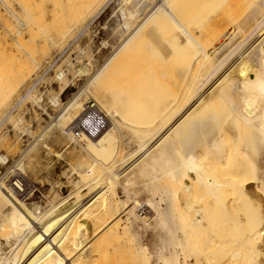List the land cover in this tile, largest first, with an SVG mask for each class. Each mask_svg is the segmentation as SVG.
<instances>
[{
  "label": "bare ground",
  "instance_id": "obj_1",
  "mask_svg": "<svg viewBox=\"0 0 264 264\" xmlns=\"http://www.w3.org/2000/svg\"><path fill=\"white\" fill-rule=\"evenodd\" d=\"M71 1L75 7L71 2L69 6L67 0L64 4L78 12L75 27L89 15L93 19L112 5V24L116 40L119 36L120 42L115 48L112 45L114 49L110 45L113 49L110 57L92 74L94 76L80 63L74 75L90 81H86V88L73 94L55 123L66 138L75 141L71 126L81 115L94 111L95 117L85 121L92 131L98 133L94 128L102 125L105 135L118 132L123 137V132L131 129L127 133H138L137 140L131 148L122 150L125 153L120 151L110 160L108 166L114 167L112 170L105 169L94 159L86 168L81 166L83 162L79 164L74 169L79 177L74 190L57 204L43 208L27 207L29 202L25 201L32 197L28 192L30 187L24 180V167H15L6 187L0 183V199L7 191L13 201L0 222V231L6 233L5 246L0 243V264H6L7 258L22 246H31L34 229L28 224L29 216L43 213L47 219H53L57 223L51 224V229L61 226L67 239L69 232L75 231L76 222H83L82 216L92 204L106 205L107 198L116 195L113 183L120 184L125 178H131L136 169L144 172L147 166L154 169L160 165L165 168L162 174L167 173L169 179L184 177L182 170L193 165H209L215 170L225 167L230 172L221 173L219 179L226 183L231 181L234 186L240 177L237 195L256 200L262 208L258 224L252 225L254 218L247 216L249 226L244 232L241 258L247 264H264V0H80L79 4ZM56 3L59 10L61 6ZM64 74L61 72L55 78L60 81ZM140 100L149 103H139ZM18 101L4 116L0 127L16 110ZM50 102L58 106L59 100L50 97ZM103 105L107 107L108 116L103 113ZM193 136L199 154L190 156L182 151ZM80 148L85 156L91 157L90 148ZM0 161L4 165L8 163L3 155ZM219 179H213L215 198L223 193ZM120 190L133 206L130 210L123 201L117 203V197L113 199L117 226L121 219L120 208H126L123 228L127 232H134L138 237L140 223L158 235L155 264H189L187 259L192 251L185 242V235L180 236L187 225L177 205L171 202L165 205L166 198L164 205L162 199L139 203L129 191ZM229 191V188L225 191L227 196ZM78 193L81 196L75 199ZM198 217L193 218L197 221ZM205 217L212 231L217 229L220 234L227 228H235L242 233L241 219L230 206ZM87 221L85 219V223ZM77 237L78 248L86 249L89 237L83 239L81 232ZM44 246L47 251L43 249L42 258L49 252V246ZM135 247L143 264H151L148 250L140 244ZM78 248H70L72 256ZM193 255L200 264L199 258Z\"/></svg>",
  "mask_w": 264,
  "mask_h": 264
},
{
  "label": "rangeland",
  "instance_id": "obj_2",
  "mask_svg": "<svg viewBox=\"0 0 264 264\" xmlns=\"http://www.w3.org/2000/svg\"><path fill=\"white\" fill-rule=\"evenodd\" d=\"M56 1L61 6L59 10ZM65 1L0 0V122H3L4 116L8 115V111L18 100V104L20 103L0 127V156H6L8 161L6 165L0 161V183L6 187L11 175L14 174L15 167L22 165L24 180L30 187L28 192L32 194V197L25 201L26 204L29 202L27 204V207L31 206L28 207L29 209L57 204V201L72 192L79 181L74 169L82 162L81 166L86 168L94 159L105 169L112 170L114 167L108 166L112 158L120 151L125 153L137 140L138 133L134 131L135 134L127 133L132 131L131 129L128 131L126 129L123 137L118 132L105 135L103 129L98 133L92 131L93 129L88 127L85 121L92 116L95 117L94 111L81 115L76 124L71 126V132L79 143L76 139L72 141L66 138L64 132L60 131L61 128L59 129L58 124L55 123L57 122L55 119L73 94L88 85L86 81L89 78L74 75L80 63L87 66L91 76H94L92 74L99 70L120 42L118 35L116 40V30L112 24L114 15L112 5L106 6L93 19L89 15L75 27L77 22L74 20L78 19L76 14L78 12L74 11V1L67 0L69 6L70 2H73L72 10L68 5L66 6L67 3L64 4ZM76 1L80 3V0ZM62 6H66L65 9ZM76 8L78 9V6ZM68 17L72 18L73 22H70ZM33 19L36 21L32 22ZM61 31L63 34L60 33ZM55 32L58 37L55 36ZM110 45L114 48L112 46L111 49ZM61 72L65 73L66 79L64 76L59 81L55 77ZM50 97L58 98V106L50 102ZM82 99L84 100L85 97ZM138 102L149 103L148 100ZM102 110L108 116L107 107L103 105ZM80 146L85 149L90 148L92 158L85 156ZM182 152L190 156L199 154V150L194 145V136L190 138L187 148ZM95 168L99 169V166ZM151 168L147 166L144 172L143 169H136L135 175L130 176L131 178H125L120 184L113 183L112 187L116 195L108 197L106 205L92 204L82 216L83 222H80L82 220L76 222L75 231L69 232L67 239L63 235L61 226L56 225L53 230L51 229L50 226L57 223L53 219H47L43 213L33 214L34 217L29 216L28 224L34 229L30 236L31 246L24 245L19 248L7 258L6 264H143L140 255H137L138 246L135 247V244L145 247L151 255V264H155L158 235L146 230L144 224L140 223H138V237H135L134 232H127L123 228L126 208H120L121 219L117 226L114 204L124 202L125 207L130 210L133 206L131 200L122 194L121 188L134 195L139 203L147 199L160 202L162 199L161 203L164 205L166 198L165 205L170 202L177 205V209L182 212L183 222H186L185 226L187 225L182 233L180 232V236L185 235V242L192 251V255L187 259L189 264H197L193 253L199 258L200 264H247L241 258L244 232L249 226L248 218H254L252 225L258 224L259 210L262 208L258 206L256 200L237 195L236 190L241 185L238 181L240 177L236 179L234 186L229 179H227L229 183L219 179L221 173L225 174L229 171L223 166L215 170L209 165L202 167L193 165L187 170H182L184 177L176 176L171 179L168 178L167 173L166 176L162 174L165 170L163 166ZM149 174L152 175L149 177ZM213 179H219L221 182L220 189L223 193L218 198L212 195ZM228 188L230 191L227 196ZM80 196V193L76 194L75 199ZM0 202L1 222L13 201L5 191ZM227 206L234 209L237 217L241 219V225L238 226L242 233L239 234L235 228H227L219 234L217 229L213 232L206 223V215ZM57 214L58 212H55L56 216ZM193 217H198V220ZM34 219L37 221L34 222ZM85 219L89 222L85 223ZM80 232L83 239L89 237L86 249L83 250L78 248L77 235ZM4 233L0 231L2 247L6 243L4 236L6 233ZM237 236L238 238L233 240V237ZM46 244L49 246V252H46V256L42 258L43 249L47 251L44 246ZM71 247L78 248L74 257L71 254ZM72 258L75 263L72 262ZM262 259L264 260V257Z\"/></svg>",
  "mask_w": 264,
  "mask_h": 264
},
{
  "label": "built area",
  "instance_id": "obj_3",
  "mask_svg": "<svg viewBox=\"0 0 264 264\" xmlns=\"http://www.w3.org/2000/svg\"><path fill=\"white\" fill-rule=\"evenodd\" d=\"M98 127H99L98 129H97V128H94V129L100 131V130H102V128H103L102 125H101V126H98Z\"/></svg>",
  "mask_w": 264,
  "mask_h": 264
}]
</instances>
